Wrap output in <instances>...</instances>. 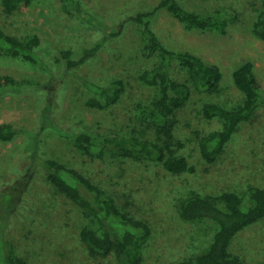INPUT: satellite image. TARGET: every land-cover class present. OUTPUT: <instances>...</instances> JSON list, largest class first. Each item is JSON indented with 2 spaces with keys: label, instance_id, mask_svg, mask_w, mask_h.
I'll return each mask as SVG.
<instances>
[{
  "label": "rangeland",
  "instance_id": "374dc122",
  "mask_svg": "<svg viewBox=\"0 0 264 264\" xmlns=\"http://www.w3.org/2000/svg\"><path fill=\"white\" fill-rule=\"evenodd\" d=\"M156 1L34 0L10 16L0 7V26L7 33H36L41 39L36 49L39 59L34 62L0 55V73L36 82L0 89V123L32 127L42 119L44 103L48 102L52 122H46L41 131L42 152L84 173L114 198L119 210L149 224L150 234L141 246V264H169L186 259L201 252L209 241L212 222H189L179 214V202L188 190L202 194L235 191L245 205L247 187L264 186V99L214 162L202 158L196 133L203 134L221 124L218 118L202 117L200 109L204 102L233 106L242 99L232 80V71L240 63H254L264 97V40L252 28L262 0H178L185 8L202 15L230 9L235 17L229 18L224 34L217 30H186L166 9L158 10L151 19L150 26L165 47L197 54L205 62L217 65L222 73L219 93L197 89L188 82L191 95L173 116L174 135L184 143L178 153L194 166L195 173L174 175L155 160L110 154L103 160L91 158L74 146L72 137L79 131L93 137L117 134L155 138L153 130L144 137L139 135L134 118L137 103L147 104L156 92L155 87L140 81L139 74L155 65L159 57L145 54L137 24L130 17L135 11L152 8ZM93 24L105 38L97 61L65 72L57 57L66 48L73 51L74 57L78 56L81 45L88 39L91 43ZM173 75L179 80L185 77L176 62ZM117 78L123 80L124 91L115 104L105 108L86 105V99L93 96L86 83L105 85ZM49 80L52 84L48 85ZM51 92L54 94L50 95ZM32 145L33 137L25 133L0 142V172L11 168L15 173L20 168L18 154ZM34 181L38 196L33 217L22 221L14 214L9 224L8 237L15 253L27 264H122L115 253L90 258L79 238L81 227L89 223L86 215L55 189L42 171ZM229 251L238 255L243 264H264V219L238 232Z\"/></svg>",
  "mask_w": 264,
  "mask_h": 264
},
{
  "label": "trees",
  "instance_id": "16d2710c",
  "mask_svg": "<svg viewBox=\"0 0 264 264\" xmlns=\"http://www.w3.org/2000/svg\"><path fill=\"white\" fill-rule=\"evenodd\" d=\"M34 0H0L1 11L10 16L21 6H28ZM160 9H166L186 30H217L226 33L229 18H234L230 9L217 10L212 15H202L187 9L178 0H157L148 10L135 11L130 17L139 29L148 56L157 55L159 60L152 67L139 74L142 83L155 87V95L147 104L137 103L135 120L139 125L137 133L144 134L153 130L154 139L135 136L105 135L93 137L86 131L73 134L72 140L77 150L91 158L103 160L105 155L125 156L137 160L161 162L171 174L195 173V168L187 158L178 153L184 143L173 132V116L182 108L191 95L190 82L195 88L210 93L221 91L222 73L215 64L205 62L199 55L189 51H178L165 47L150 26L152 17ZM100 25V24H99ZM90 40L81 45V53L73 56L69 48L60 52L57 61L64 65V71L85 66L97 61V55L105 44L101 29L93 24ZM253 32L264 40V0L261 11L253 22ZM98 30L101 32H98ZM109 33L111 31L109 30ZM114 34V33H113ZM41 39L36 33L16 36L7 33L0 26V55L20 57L26 61H36V49ZM184 72L183 80L173 75L174 63ZM33 79L18 80L11 74L0 73V89L20 88L36 85ZM234 86L242 93V99L233 106L207 101L201 106L200 113L205 120L218 118L220 127L208 130L198 136V146L206 162H214L231 140L239 126L250 119L264 99L256 76L254 63L246 60L232 71ZM52 84L51 80L48 85ZM93 96L86 99L89 107L105 108L115 104L124 91V82L117 78L108 84L86 83ZM51 92L50 95H53ZM59 97V95H57ZM43 117L32 127H20L11 122L0 123V142L13 140L18 134L33 137V145L21 156L15 173L7 169L0 172V264H27L23 257L12 250L9 240V224L16 214L18 220L33 217L37 189L34 178L42 171L46 178L60 193L66 196L86 215L89 223L79 231L80 241L90 258L106 257L111 253L122 264H141V246L150 234L149 224L136 219L115 206L114 198L106 194L91 178L84 173L68 167L44 154L40 145L45 123L50 121L49 103H44ZM56 127V125H54ZM17 157V156H16ZM247 203L244 205L240 194L224 190L218 194H202L188 190L179 202V214L189 222L210 221L213 231L201 252L186 259L169 264H243L241 258L229 251L233 237L248 226L264 219V186L247 187ZM23 212V213H22ZM27 214V216H26ZM3 221V222H1ZM0 224V225H1Z\"/></svg>",
  "mask_w": 264,
  "mask_h": 264
}]
</instances>
